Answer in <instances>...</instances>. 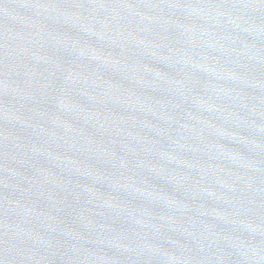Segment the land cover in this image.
Wrapping results in <instances>:
<instances>
[{"label":"water","instance_id":"1","mask_svg":"<svg viewBox=\"0 0 264 264\" xmlns=\"http://www.w3.org/2000/svg\"><path fill=\"white\" fill-rule=\"evenodd\" d=\"M0 264H264V0H0Z\"/></svg>","mask_w":264,"mask_h":264}]
</instances>
